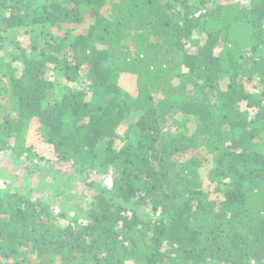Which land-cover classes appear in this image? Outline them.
<instances>
[{"label": "trees", "instance_id": "1", "mask_svg": "<svg viewBox=\"0 0 264 264\" xmlns=\"http://www.w3.org/2000/svg\"><path fill=\"white\" fill-rule=\"evenodd\" d=\"M4 151L66 196L0 186V264H264V0H0Z\"/></svg>", "mask_w": 264, "mask_h": 264}, {"label": "rangeland", "instance_id": "2", "mask_svg": "<svg viewBox=\"0 0 264 264\" xmlns=\"http://www.w3.org/2000/svg\"><path fill=\"white\" fill-rule=\"evenodd\" d=\"M237 0H234L236 2ZM245 3V2H244ZM42 31L47 34L48 36L54 35V36H60L64 37L68 33V29L64 28L60 31L56 28L45 26L42 27ZM37 32V31H36ZM40 32V29L38 30V33ZM77 32H72V34L75 35ZM205 31H197L192 39V41L188 44V50L190 52H196L197 47L200 46L205 39ZM24 37H20L22 40ZM20 66V64H17ZM49 77L51 80L59 82L57 89L55 90V95L58 97L59 95L65 91L67 82L64 78L56 76L54 73L49 74ZM134 78L130 75H122L120 78V85L127 90L128 92L133 93L134 90ZM70 86V85H69ZM39 125L37 122H33L31 125L30 130L27 132V139H26V147L32 148L33 154H37L38 156V163L39 166L43 168L40 170L42 173L43 170L46 171L49 167L48 162H51L53 165V172L56 171V169H61L62 167L58 166V164L55 161L56 153L52 146L45 143L40 131H39ZM125 126L122 128V133L125 130ZM21 162H16L10 155L9 151L0 152V186L2 188L11 189L13 191L17 192H29L30 195L34 196L35 198H39L45 202H47L52 209L55 210V213L57 214L59 212V209L61 207V198L65 197L66 195H63V197H59L58 193L62 192L63 186L61 183L56 182L52 174L46 173L45 177H42L39 175L40 172L34 174V175H27L24 170L27 165V161L22 160ZM37 162V161H35ZM73 163L75 161H72L71 163L67 164L64 168H62V171L64 174H73ZM74 177V175H73ZM103 178V177H102ZM98 179L100 182H103V184L106 186H111L112 180L114 178V174L112 173L110 176L104 177V179ZM74 181V187L72 188L71 194L83 193V183L80 180H77L75 177L73 178ZM76 179V180H75ZM87 196L84 199L74 198L72 199V203L67 204L65 207L70 216H75V208L73 206L81 204L83 208L85 209L88 204V200L91 198V195L87 192L85 193ZM72 208H71V206ZM78 213V212H77ZM76 213V214H77ZM68 221L64 220L61 221L62 225H67Z\"/></svg>", "mask_w": 264, "mask_h": 264}]
</instances>
